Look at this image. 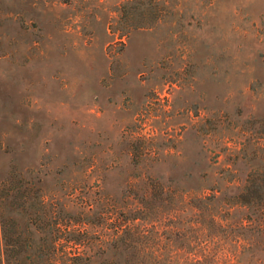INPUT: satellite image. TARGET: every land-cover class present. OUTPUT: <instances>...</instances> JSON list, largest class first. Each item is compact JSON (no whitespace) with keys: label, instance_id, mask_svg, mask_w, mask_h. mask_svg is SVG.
Wrapping results in <instances>:
<instances>
[{"label":"rangeland","instance_id":"obj_1","mask_svg":"<svg viewBox=\"0 0 264 264\" xmlns=\"http://www.w3.org/2000/svg\"><path fill=\"white\" fill-rule=\"evenodd\" d=\"M12 164L89 264L122 229L149 264H264V0H0Z\"/></svg>","mask_w":264,"mask_h":264},{"label":"trees","instance_id":"obj_2","mask_svg":"<svg viewBox=\"0 0 264 264\" xmlns=\"http://www.w3.org/2000/svg\"><path fill=\"white\" fill-rule=\"evenodd\" d=\"M74 232L70 217H59L24 171L14 164L0 169V264H89L82 248L86 230ZM118 237L122 264H149L153 256L143 231L122 229ZM71 243L77 262L69 263Z\"/></svg>","mask_w":264,"mask_h":264}]
</instances>
